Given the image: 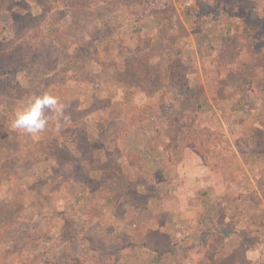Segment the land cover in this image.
<instances>
[{
  "label": "rangeland",
  "instance_id": "1",
  "mask_svg": "<svg viewBox=\"0 0 264 264\" xmlns=\"http://www.w3.org/2000/svg\"><path fill=\"white\" fill-rule=\"evenodd\" d=\"M0 264H264V0H0Z\"/></svg>",
  "mask_w": 264,
  "mask_h": 264
},
{
  "label": "clouds",
  "instance_id": "2",
  "mask_svg": "<svg viewBox=\"0 0 264 264\" xmlns=\"http://www.w3.org/2000/svg\"><path fill=\"white\" fill-rule=\"evenodd\" d=\"M61 113L59 99L49 93L33 96L28 103L16 111L11 127L32 137H38L48 127L46 113Z\"/></svg>",
  "mask_w": 264,
  "mask_h": 264
},
{
  "label": "trees",
  "instance_id": "3",
  "mask_svg": "<svg viewBox=\"0 0 264 264\" xmlns=\"http://www.w3.org/2000/svg\"><path fill=\"white\" fill-rule=\"evenodd\" d=\"M196 6H197V4L195 6L194 5L193 6H187L186 7V12L187 13H192L196 9ZM82 54L83 55H87V53H85V52H83Z\"/></svg>",
  "mask_w": 264,
  "mask_h": 264
}]
</instances>
